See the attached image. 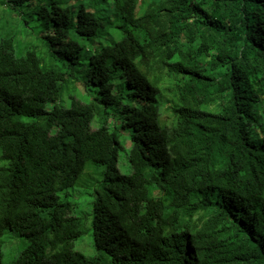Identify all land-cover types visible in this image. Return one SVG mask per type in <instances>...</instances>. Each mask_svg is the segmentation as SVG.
I'll use <instances>...</instances> for the list:
<instances>
[{
	"label": "trees",
	"instance_id": "1",
	"mask_svg": "<svg viewBox=\"0 0 264 264\" xmlns=\"http://www.w3.org/2000/svg\"><path fill=\"white\" fill-rule=\"evenodd\" d=\"M0 4V264L8 233L9 264H264V0ZM87 166L93 257L64 196Z\"/></svg>",
	"mask_w": 264,
	"mask_h": 264
},
{
	"label": "rangeland",
	"instance_id": "2",
	"mask_svg": "<svg viewBox=\"0 0 264 264\" xmlns=\"http://www.w3.org/2000/svg\"><path fill=\"white\" fill-rule=\"evenodd\" d=\"M87 10L92 11L93 6L91 3L87 4ZM9 22L10 28H15L16 22L14 18L7 13L6 7L0 4V24L3 22ZM21 40L28 41L30 40L28 37H21ZM158 75L162 80V89L163 96L161 98V103L159 106V118L162 121L171 122L174 119V112L172 109V101L173 95L171 93V89L174 83L177 81L176 76L172 73H168L166 69L160 70ZM76 95L85 97L86 101L92 99V97L86 99L87 95L85 91H83L82 86H76ZM75 92V90L73 91ZM67 93L64 94L63 98L67 99ZM62 106H68L66 102L61 103ZM148 113H151L153 110V106H149L146 108ZM210 113H217L219 111V102L210 105L207 108ZM119 125V123H117ZM93 128H97L95 125ZM123 144V150L119 153V160L117 164V168L122 175H131L132 169L129 164V161L126 156L127 150L130 148L126 142V136H122L121 138ZM129 142V140H128ZM130 143V142H129ZM100 180V176L98 175L97 169L94 166H87L84 175L79 181V185L74 189H69V191L64 194L65 197L74 205V214L76 216H82L86 220V233L79 238L74 245V251L78 252L86 257H93L96 255L94 242H93V229H92V200L93 197L91 193L93 189L97 186L98 181ZM3 264H9L17 255L20 250L23 248V244L17 238H14L11 234H6L3 237Z\"/></svg>",
	"mask_w": 264,
	"mask_h": 264
}]
</instances>
